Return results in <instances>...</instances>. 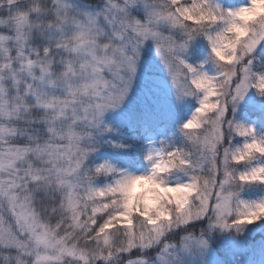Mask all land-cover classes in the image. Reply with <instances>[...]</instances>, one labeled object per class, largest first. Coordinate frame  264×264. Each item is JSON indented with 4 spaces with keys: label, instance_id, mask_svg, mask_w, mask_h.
<instances>
[{
    "label": "snow or ice",
    "instance_id": "6c2138e0",
    "mask_svg": "<svg viewBox=\"0 0 264 264\" xmlns=\"http://www.w3.org/2000/svg\"><path fill=\"white\" fill-rule=\"evenodd\" d=\"M258 125L264 0H0V264H264Z\"/></svg>",
    "mask_w": 264,
    "mask_h": 264
},
{
    "label": "rangeland",
    "instance_id": "374dc122",
    "mask_svg": "<svg viewBox=\"0 0 264 264\" xmlns=\"http://www.w3.org/2000/svg\"><path fill=\"white\" fill-rule=\"evenodd\" d=\"M222 3H226L227 5H229L231 7H239V6L246 4L247 0H239L236 2H233L231 0H228V1L222 0ZM206 54H207V49H206V51L203 52L201 59H203V57ZM161 75L163 76L162 73H161ZM169 101L171 102L170 97H169ZM194 107H195V100L190 99L184 105L180 106L179 108H174L173 111L171 112V115L169 116L170 118L173 119V125H170V126L159 125L155 129L149 131L151 133V136H149V133H146V135H144L142 141L144 143H147L148 139H162V138H166V137H172L176 143H179V141H180L179 136L174 135L175 129H176L177 125L181 122L182 119L188 118V116L191 114V112L194 111ZM127 108H128V106H125L122 110H120L117 113L121 114V113L125 112ZM111 117H112L111 113L106 114L105 115V121L107 123L113 125L114 118H111ZM114 139H118V138H114ZM136 163L140 166V168L143 167L142 160H137ZM173 179H179V177H174ZM248 192H250V194H252V195L250 197L244 196L245 199H255L258 196L264 195V192H261L259 189H249ZM254 227L255 226H250V228H254ZM252 255H251V257H247V259L250 258L252 260L253 264H259V261L261 259L260 253L257 251L255 253H253Z\"/></svg>",
    "mask_w": 264,
    "mask_h": 264
},
{
    "label": "trees",
    "instance_id": "16d2710c",
    "mask_svg": "<svg viewBox=\"0 0 264 264\" xmlns=\"http://www.w3.org/2000/svg\"><path fill=\"white\" fill-rule=\"evenodd\" d=\"M231 1L236 2L239 0H231ZM205 48L206 47L203 48V52L206 51ZM161 77L163 79L162 75H161ZM127 111H128V108L126 109L125 112H123V113L120 112L121 114L111 113L112 114L111 118H114V120H113L114 123L112 126L114 128H116L119 132H123L124 135L126 137H128V139L125 140L126 144H131L133 146V148L139 147L140 141L143 140V137H144V135H146V133L141 135L140 129L138 127L129 128V127H123L122 126L123 116L127 113ZM254 118H255V116L252 117V119H254ZM159 125H164V126L165 125L166 126L173 125V119L168 116L167 118L161 120ZM258 127H260V130L262 132H264V125H258ZM155 128H150L149 131L153 130ZM137 137H139L140 139L138 140ZM114 138H118V137L114 136ZM131 155H132L131 152H113L110 149H104L100 152L97 162L107 158V159H110L113 163L120 165L121 167H126V166H128V163H129L128 160L126 159V157L131 156ZM251 195L252 194H250V192H248V191L244 193L245 197H250ZM245 259H247V256L245 257Z\"/></svg>",
    "mask_w": 264,
    "mask_h": 264
}]
</instances>
